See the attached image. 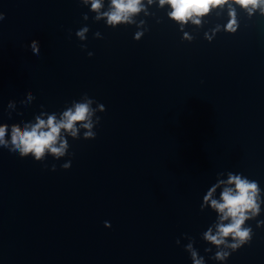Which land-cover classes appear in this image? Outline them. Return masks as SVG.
<instances>
[{"label":"water","instance_id":"obj_1","mask_svg":"<svg viewBox=\"0 0 264 264\" xmlns=\"http://www.w3.org/2000/svg\"><path fill=\"white\" fill-rule=\"evenodd\" d=\"M142 2L148 15L112 28L79 0H0V122L35 123L84 93L107 109L95 139L68 137L74 157L41 162L0 147V264H193L185 233L206 264H264V210L246 222L251 243L221 262L202 239L218 216L200 207L220 172L264 189V15L236 5L240 28L229 33L225 6L181 30L170 5ZM29 90L35 100L21 103Z\"/></svg>","mask_w":264,"mask_h":264},{"label":"clouds","instance_id":"obj_2","mask_svg":"<svg viewBox=\"0 0 264 264\" xmlns=\"http://www.w3.org/2000/svg\"><path fill=\"white\" fill-rule=\"evenodd\" d=\"M84 6L90 5V11L96 15L92 18L94 21L104 20L106 24L112 28H116L121 24H136L133 18L134 14L142 11L148 15L147 5L142 0H107V10L105 8V0H79ZM154 0H147V4L151 5ZM165 5L171 6L168 16L174 21L180 23L183 30L184 25L191 20L193 24L201 25V17L209 14L214 8L223 9L228 7V21L223 26V30L229 33H236L240 28L236 5L245 9L249 16L254 13L264 15V0H159V7ZM5 19V13L0 11V21ZM83 19L88 20L87 13L83 14ZM144 21H141L143 24ZM220 26L212 30V35L205 33V38L211 42L215 33L220 31ZM90 31L88 25L83 26L76 32V36L81 40H87L86 33ZM97 38H103L102 33L97 31ZM144 36V30L137 31L134 39L140 40ZM183 40L193 41L195 38L188 32H184ZM87 48L86 44L81 45ZM30 48L35 55L40 54V42L32 40ZM89 56L94 53L89 52ZM35 100V96L31 90L27 92L26 98L21 101L28 104ZM95 105V107L93 106ZM17 102L9 100L8 109L15 110ZM43 105L41 108L43 109ZM106 106L99 103L94 98L84 93L80 100H73L69 106L62 112L41 111L35 115V123H12L0 122V147L7 148L12 153H18L21 157L32 156L36 161H45L49 155L59 160L67 155L75 156L70 153L71 144L68 137L80 139V129H85L83 139H95L97 132L95 128L100 124L101 117L98 112L106 111ZM11 115V111L9 112ZM95 117V119H93ZM10 136V139H9ZM71 159L61 165L64 169L71 167ZM46 168L47 164L44 165ZM51 170H56V165H51ZM226 176V180L221 177ZM228 185L223 188L219 194V199L213 198L217 189L221 185ZM262 204H264V189H261L259 182L250 179L243 173L232 171L220 172L214 184L207 190L203 196V202L200 205L201 211L211 208L218 216V223L209 226L202 233V239L209 244L214 245L217 249L211 257L217 261L226 262L233 252L238 251L242 246L250 244L253 239V229L246 222L256 219L262 212ZM107 227H111L110 222L105 221ZM264 226V220H257V227ZM184 237L189 243L184 245L193 264H206L204 256L200 255L199 250L195 247V238L187 233ZM176 243L179 245L181 240L178 238ZM206 252H211L212 248H206Z\"/></svg>","mask_w":264,"mask_h":264}]
</instances>
